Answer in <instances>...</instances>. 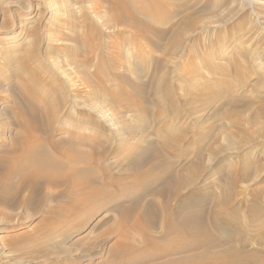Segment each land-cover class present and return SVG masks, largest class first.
Masks as SVG:
<instances>
[{
    "label": "bare ground",
    "instance_id": "6f19581e",
    "mask_svg": "<svg viewBox=\"0 0 264 264\" xmlns=\"http://www.w3.org/2000/svg\"><path fill=\"white\" fill-rule=\"evenodd\" d=\"M88 2L91 4L90 6L95 7L93 12L100 20L101 17L96 9L101 7L108 9L113 20L104 26L108 30L118 28V31L107 35L87 16L83 25V33L72 30L75 32L70 40L74 41L75 45H78L77 47L80 46L81 40L82 44L80 51L70 52V64L74 66L75 74L84 89L75 87L71 90L69 85L58 77H51L46 73V75H39L28 64L30 72L35 73L41 82L48 83L53 94L50 93L49 96L45 90V93L41 92L42 88H40V91L34 95L36 96L34 99L26 92L28 87L20 80L23 77L18 71L16 76L21 81L19 86L18 80L16 82L15 90L18 91V100L16 102L14 96L9 97L8 100L13 105L10 108L11 113L6 110L1 113L3 120L9 121L13 118L17 122L15 124L13 122L6 123L0 130V135H2L11 126L9 132L13 133V137L8 140L9 146L4 145L0 152V206H7L10 199H13V202L17 200L14 207L24 208L28 214H32L31 217L28 216L30 219L39 213L43 217V220L34 226L33 234L14 235L7 240L8 236L7 241L5 240V245L11 246L14 248H12L13 250L21 253L23 258H17L16 262L40 264L45 260H53V264H64V261L73 256L72 250L67 246L70 234L82 231L86 221L92 215L99 214L104 210L106 215L94 226L96 235L93 237L87 235L77 242L84 244L82 250L90 256L95 255L94 253H97L98 249L111 243L107 258L98 261L97 264H264V226L249 227L247 221L250 223L252 221L243 212V208L249 212L252 211L253 208H249L251 205L248 206V201L258 200L263 194L257 185L261 184L258 183L261 179L264 180V164L256 174H253L252 168L245 167L247 164L244 165L241 156L237 160L233 158L234 156H228L241 152L248 145L260 142V135L264 134V129H257L253 133L245 130L243 117L236 116L234 118L235 111H230V109L219 112L217 111L218 105L215 106L216 111L210 115L208 120L200 122L197 113L205 112V107L208 106L204 105V108H194L193 110V107L188 106L187 108L186 100L181 98L177 88L169 83L173 71L174 74L178 72L179 75L182 74L179 67L170 71L169 63L173 61L182 64L188 62L190 63L189 69H191L189 71L192 72H186L183 75L185 82L188 83L183 89L187 96L204 97L205 92L211 91L209 95L214 98L218 89L232 91L233 88L229 81H225V83L214 81L215 83H213L212 79L206 80L202 85L203 88H196L193 85L190 87L193 81L191 75L200 73L193 63L198 60L210 76L213 75V72L218 75L224 71L227 75L228 71L233 73L232 67H228V70L223 67L218 68L217 66L220 65L205 68L209 61L223 58L222 61L225 62L227 58L220 54L222 52H217L224 46L221 41L209 42L208 48L206 40L202 36H196L197 30L201 27V24L199 25L200 18L210 14L211 9L214 8L208 6L194 11L188 8L189 2L186 0H89ZM196 2L199 3L200 0H196ZM218 2L209 0L208 4L214 7ZM81 7L84 8L83 5ZM217 9L219 8L217 7ZM69 24L75 26V19L72 18ZM69 24L67 23L68 26H70ZM144 42H148L150 48L146 49ZM36 44L33 53L34 55L38 53L39 59L40 51L39 48H36L39 45L36 46ZM200 45L202 49L199 48ZM127 47H132V49L126 50ZM204 47L207 48L204 49ZM247 53L245 50L240 51L241 57H248ZM234 59L231 58L227 61L230 62ZM246 60L243 58L235 60L239 82L246 74V69L241 68L246 65ZM145 63L149 65H145ZM259 63H263L262 60ZM127 64L134 68H131L130 65L128 68ZM123 65L127 66L128 71L126 69V73H119L118 70ZM129 69H132V72ZM150 69L153 72L162 70L154 78L152 84L155 91L159 92H156L158 96V105L156 104L155 107L157 108V122L161 123L164 120L161 118L164 110L161 108L164 103L161 100L163 96H159L163 88H165L167 99L170 102L169 109L173 116L172 118L171 115H168V121L166 119V124L164 123L165 125L160 127L161 141L153 142L155 145L147 141L148 135L152 137L150 134L152 132L149 131L151 128L147 130L148 126L138 121L130 123L124 114L145 106L144 102H141L144 85L137 82L138 85L140 84L139 86H132L134 80H130L129 75L138 76L140 81V77L148 74ZM210 69L212 73H210ZM250 72H247L249 77L252 76ZM34 76L33 74L28 75L26 80H31L30 83H32ZM259 77L264 80V75H259ZM247 86L246 82L243 88H247ZM123 87L131 91L132 96H135L140 105H132L133 101L132 103L128 101L130 99L127 98L125 101L121 98ZM174 93L181 102L175 99ZM108 97L113 104L122 105V102L127 104L126 108L118 110L119 114L116 112L117 109L115 110V105L112 106L113 117L110 119L102 115L105 110L103 104L106 103ZM37 99L38 105L37 102L35 103ZM217 101L218 104L223 102L222 100ZM238 102L229 101L228 107L237 106ZM80 103L83 106L79 105ZM75 105L81 106L85 110L75 109ZM212 106L210 105V107ZM69 107H71V111H69ZM62 108L67 109L69 113L62 111ZM182 112L188 114L187 116L191 119L193 118L191 115H194V118L199 121L195 120V123H192L193 120H189L194 124L193 127L182 126L183 131L179 134L177 129L174 130L173 123H178L181 118H188ZM225 119L229 120L227 129L229 131L225 138L227 147L220 143L214 125V123L222 122ZM92 122L98 123L99 127L101 124L113 123L114 130L109 129L111 131L109 135L118 142L117 147H112V142L105 139L106 131L104 129L99 132L80 128L86 124L91 125L89 123ZM68 125L71 126L70 130L66 129ZM204 126L207 131L206 135L202 134V130L199 129ZM231 129H235L236 132ZM87 132L88 134L91 132L93 136L88 135ZM157 134L159 135L158 132ZM189 137L191 138L189 139ZM198 137H200L199 140H197ZM137 140H140L139 143L136 142ZM188 140L190 142L187 143ZM233 140L236 142L235 145H233ZM205 141L209 143L206 150L209 152V158L206 163L202 149L205 146ZM186 144L196 146L195 149L193 148V155L191 154L192 156L187 159L184 157L186 155L182 153V147ZM139 148H145L144 156H140V161L136 160L138 162L131 164L129 169H126L127 167L123 169V162L131 159L125 158L124 155ZM115 151H120L118 155L121 156L117 155L116 163H113L112 166L111 163L106 162V158ZM185 152H190V150H185ZM226 154L227 157H223ZM220 163H224V170L220 169V172L216 173L217 177L212 180L216 187H220V193L211 197L212 202L216 205L211 215L218 227L224 226L225 222L222 219L232 216L230 219L228 218L230 225H227L225 229L229 228L233 235L239 234L237 237L240 240L233 236L234 239L228 240V243L227 239L223 241L213 235L214 231L211 233L209 230L208 221L210 219H206V213L209 211L205 210L204 213L190 211L188 214L184 213L185 215H182L181 211L176 218L169 215L171 206L175 207L176 201L181 200L184 193L203 185L201 180L211 165L215 164L216 168ZM115 165H119L117 171L120 172V177H117L115 170L113 171ZM139 172L145 174L143 176L145 179L150 174H154V178L141 181L139 178L141 174H135L132 177V173ZM137 183L147 186L146 193L150 195L152 201L148 199L149 197L146 198L147 196L146 199L144 198L143 195L146 193L138 197L139 195L133 191H124L127 185H134L135 191H137V187H135ZM221 185L224 188H221ZM250 185L253 188L249 189L248 196H245L248 200L244 201L243 192L248 190ZM145 189L143 188V191ZM207 200L208 198H206ZM52 202L55 205L49 207ZM256 203L258 204V202ZM42 211L46 212L41 213ZM87 211L90 213L85 214ZM107 214H110V217H107ZM0 218L2 219L0 221L1 231L7 227L13 228L14 225L19 226L18 224L25 223L22 219L12 221L11 217L4 216L1 210ZM259 222L261 224V221ZM246 227L249 228V232L246 230L247 233H244ZM233 237L231 236V238ZM148 249H153L156 253L146 254L145 251Z\"/></svg>",
    "mask_w": 264,
    "mask_h": 264
},
{
    "label": "rangeland",
    "instance_id": "374dc122",
    "mask_svg": "<svg viewBox=\"0 0 264 264\" xmlns=\"http://www.w3.org/2000/svg\"><path fill=\"white\" fill-rule=\"evenodd\" d=\"M88 1L89 0H74V1L73 0H0V130L3 128V126L6 125V123L10 124V122H13V124H15L17 122V120H15L13 118L9 121L3 120V116L1 115V113L2 112L4 113L5 110H6V112L11 113L10 108L13 105L11 104V101L8 100L9 97L14 96L15 101L17 102L18 91L15 90L17 87L16 86L17 83L19 86V84H21V81H23L28 87L27 88L28 90L26 89L27 90L26 92H28L29 95L33 96L34 99H36V96H34V95L38 91H40L39 90L40 88H42L41 92L43 91V93H45V91H46V93L49 96L51 94H53L50 91L51 87H49L48 83L41 82V80L38 79V77L35 73L30 72V70L28 69V64L34 70H36L39 75H42V74L48 75L49 74L48 76L58 77L60 80L64 81L66 84H68L69 88L71 90L75 87L76 88L82 87L81 89H84V87L80 83V79H78L77 75L75 74L74 66H71V64H70V55H71L70 52L73 53V50H79L80 51L81 50V44H82V40H81L80 46L77 47L78 45H75L74 41L70 40V37L72 38L73 33L75 32L72 30L74 29L80 33H83L84 32V26L83 25L85 24V17L87 16L89 18V20L92 19V21H94V23H96V26L102 28V31L104 33H106L107 35L108 34L109 35L114 34L115 32L118 31V28L116 30L115 29H112V30L109 29L108 30L104 26V24H106L107 22H112V20H113V16L109 12V10L105 9L103 7L96 9L98 11L99 16L101 17V20H100L99 17H97L95 15V13L93 12L95 7L90 6L91 4ZM186 1L189 2L188 8L192 9L194 11H197L198 9L201 10V8L203 9V7L205 8L208 6L216 9V10L211 9L212 12H210V14L204 15L200 18L199 25L201 24L200 25L201 27H200V29L197 30L196 36L197 35H198L197 37L202 36L204 38V40H206V44H207L208 48L210 46L209 45L210 43H215L216 41H219V42L221 41L224 46L222 48H219L218 50L217 49L216 50L218 53L222 52L220 54H223L224 57H227V58H226L225 62L222 61L223 58H221V60L209 61L210 63L208 62V64L205 65V68H208V66L210 67L212 65H214V66L220 65L217 67L218 68L223 67L224 69L227 68V70H228V67L229 68L232 67L231 70L233 71V73L228 71V75H227L226 71L222 72L221 74L219 73V75H218V73H216V74L214 72L212 73V70L210 69L209 70L210 73L213 74L212 76H210L206 73L207 71L202 67V63L198 60V61L193 62V63H194V66H196L200 70V73H199V75L197 73H193L191 75L193 81H192L190 87L193 85V87L201 88L203 83L206 80L212 79L211 81L213 83H215L214 81H221L223 83H225V81L226 82L229 81L230 84L232 85L233 89H232V91H229V90L221 91L220 89H218L216 92V96L214 98H212V96L209 95L211 91L205 92L206 95L204 97L198 96V98H197L196 96H193V97L187 96L186 93L183 91V89L186 87V85L188 83H187V81L185 82L183 75L186 72L187 73L192 72V71H189L191 69H189L190 63H188V62H184V64H182L181 62L178 63L177 61H173V62L169 63L170 71H173L175 68L179 67L178 69H180V72H182V74L179 75V72L174 74V71H173L172 76H170L171 80H169V83H171L173 86H175V88H177L179 96H181V98L186 100L185 102L188 103V105L186 106L187 108H188V106H190V108L193 107L192 108V110H193L194 108L195 109L204 108L203 107L204 105L208 106V107H205V112L197 113V114H199L198 116L200 117L199 118L200 122H204V121L208 120V118H210V115L212 113H215V111H216L215 106L218 105L217 111H219V112H222L224 109L225 110L230 109V111L231 110L235 111L236 115H234V118L236 116L243 117L245 120V122L243 123V127L245 128V130H248V131L253 133V131H256L257 129L258 130H260L262 128L264 129V80L260 79V77H259V75H261V76L264 75V0H220L219 2L217 0L218 3L216 5L214 4L216 6V8H215V6L213 7V6H211V4L210 5L208 4L209 0H200L199 3L196 2V0H186ZM69 2H72V3H69ZM76 2L77 3L79 2V3L77 4ZM219 4L221 5V7ZM81 5H83L84 8H82ZM217 7L219 9H217ZM88 8H90V9H88ZM213 12H215V13H213ZM72 18H74L76 21L75 26H73L72 24H69V22ZM66 22L70 26H68ZM176 22H178V21H176ZM168 27H170V26H168ZM241 27H242V29H241ZM120 29H121V27H120ZM35 31H36V34L37 33L39 34V35L37 34L39 37L36 34H34ZM219 39H221V40H219ZM35 44H36V46L39 45L36 48H39V51H40L39 59L40 60L38 59V53L35 55L33 53L35 50ZM190 45H191V43H190ZM144 47L146 49L150 48L149 43L144 42ZM201 47L202 46L200 45L199 48L202 49ZM207 47H204V49H206ZM133 48H135V47H133ZM30 49H32L33 51ZM51 49H53V50H51ZM58 49H59V51H58ZM130 49H132V47L126 48V50H130ZM242 50H245L248 52L247 53L248 57H241L240 51H242ZM256 52H259V53H256ZM257 54H260V55H257ZM157 55H160V53H157ZM231 58H235V59L233 61L228 62L227 60L231 59ZM242 58H243V60L247 59L248 61L246 60V63H245L246 65H243L241 67L244 70L246 69V74H245V77L242 79V81L239 82L237 79V75H236L235 60L238 61V59L241 60ZM80 60H82V59H80ZM261 60L263 63H259V61H261ZM219 62H220V64H219ZM146 64L149 65L148 63H145V65ZM129 65H128V68H130V67L134 68L131 65L129 67ZM42 66L44 69L41 68ZM126 67L127 66H125V65L121 66V68H119L118 72L119 73H126V69L128 71V68H126ZM131 70L129 69L130 72H132ZM18 71H19V73H21V75L23 77L20 79L21 81L16 76L18 74ZM161 71L162 70L159 69V70H155L153 72L152 69H150L148 74L142 75L140 77V81H139L138 76L132 75V74H130L131 75L130 76L129 72H128L130 80H132V81L134 80V82H133L134 85H132V86H134V87L139 86L140 84L138 85L137 82L142 83L144 85L143 94H142L143 100L141 102H144L145 106L144 107L142 106V108L140 107L138 109H135L136 111H132V112L127 111V113H124V114H125L126 120L130 121V123H136L138 121V122H141L142 124H145L146 126H148L147 130H149L151 128L149 131L152 132V133H150V134H152V137H151V135L147 136L148 137L147 141L150 143L151 142L156 143V142L161 141L160 138L162 135H161V131H159V129H160V127H162L166 124V119L169 118V116L171 115V111L169 109L170 102L167 99L165 88H163L162 91L160 92L159 96H161V97L163 96L161 98V100H162V103L163 102L164 103H163L161 108H162V110L163 109L164 110L162 111L161 118L164 120L161 123L157 122V112H156L157 108H155V107L158 105V100H157L158 96L156 94V92H158V91H155V88L152 87V84L154 82V78H156L157 75H159V72H161ZM250 71H252V72H250ZM247 72L252 73L251 74L252 76L249 77ZM24 74H25V76H24ZM32 74H33V76L35 74V76H34L35 82L32 79L33 82L30 83L31 80L30 81L26 80V78L28 77V75H32ZM152 76H153V78H152ZM176 77H178L179 80ZM17 80H18V82H17ZM246 82L248 83V86H247V88H243V85ZM242 83H243V85H242ZM29 84H31V85H29ZM75 84L78 86H76ZM234 84H235V86H234ZM121 91H122V94H121L122 97L121 98L123 100L126 101L127 98L130 99L128 101L130 103H132V101H133L134 104L132 103V105H138L140 103V102L137 103L138 101L136 100L135 96H132L131 91L126 90L124 87L121 89ZM174 97L178 102H181L179 97L177 95L175 96V93H174ZM217 97H218V99H217ZM7 100H8V102H7ZM166 100H167V102H166ZM217 100H222L223 102L218 104ZM229 101H239V102L237 103V106L228 107ZM26 102H28V100H26ZM36 102L38 105V99L35 101V103ZM78 102H80V101H78ZM154 102H155V104H154ZM81 103L79 105L83 106V104H81ZM103 105L105 106L104 107L105 110L103 111L102 115L104 117L107 116V119H110L113 117V115H112L113 112L111 111L112 106L115 105V110L117 109L116 112L118 113V110L121 111L122 109L126 108L127 104L123 103V102H122V105H120V104L118 105L117 103L113 104L111 99L108 97L106 99V103ZM210 105L211 106L213 105V106L210 107ZM81 106L75 105L74 108L78 109V110H85V108H81ZM186 107H185V109H186ZM70 108L71 107L68 108L69 111H71ZM62 111L68 112L67 109H65V108H62ZM182 113H184V112H182ZM184 115L187 116L188 114L186 115L184 113ZM191 116H193V118H194V115H191ZM218 116L220 117L221 115H218ZM95 117H97V116H95ZM171 117L173 118L172 115H171ZM184 118H186V117H184ZM184 118H181V120H179L178 123H173L174 130L177 129V132L179 134L181 133V131H183V129H182L183 127H185V126L188 127V125H189V127H193L194 124H192V123L193 122L195 123V120L199 121L195 118L194 119L193 118L191 119L189 117L187 119H184ZM97 119H100V118L97 117ZM103 119H105V118H103ZM115 119H118V118L115 117ZM189 120L190 121L193 120L192 123ZM167 121H168V119H167ZM69 123L71 124L70 121H69ZM89 124H91V125L86 124L80 128H85V129L88 128L91 131L97 130L99 132H102L104 129L106 131V133H105L106 138L105 139L107 141L112 142V144H111L112 147H115V146L117 147L118 142H116V140L114 138L112 139V137L109 135L111 133L110 130H112V129L114 130V128H113L114 124L113 123H109V124L106 123L105 125L103 124L104 128H103L102 124L99 127V125H97L98 123H95V122H92ZM214 125L216 126L215 130H216V133L218 134V136L220 138V143H222L223 145H226L224 147H227V142L225 141V138L227 136V132L229 131V130H227L229 127V120L225 119L222 122L218 121V122L214 123ZM178 126H180V127H178ZM70 127L71 126L68 125L66 127V129L70 130ZM76 127L79 128L78 126H76ZM199 129L202 130L201 131L202 134L206 135L205 133H207V131H206L205 126L199 128ZM10 130H11V126L7 129L6 132H4V134L2 133V135H0V152H2V147L4 145L9 146L8 140H10L9 138L13 137L12 136L13 133L9 132ZM231 130L236 132L235 129H231ZM157 132L159 133V135L157 134ZM87 134H88V132H87ZM90 134H91V132L88 135H90ZM63 135H64V133H63ZM91 136H93V135L91 134ZM190 138L191 137H189V139ZM199 139H200V137H198L197 140H199ZM139 141L140 140H137L136 142L139 143ZM188 142H190V141L188 140L187 143ZM233 142H234L233 145H235L236 142L234 140H233ZM138 143H137V145H138ZM208 144L209 143L205 141L204 142L205 146L202 148L204 155H205L204 156V162L205 163H206L207 159L209 158L208 157L209 152L206 151L208 149ZM193 145L194 144H192V145L186 144L185 145L186 148H185V146L182 147V149H183L182 153L184 155H186V156H184L185 159H187L189 156L193 155L192 154V153H194L193 148L194 149L196 148V146L195 145L193 146ZM185 150L186 151L190 150V152L186 153ZM144 151H145V148H143V149L139 148L138 150H134L130 154L126 153V155H124V157L125 158L129 157L131 159L127 160V161L125 160V162H123L124 164H122V168L125 169L127 167L126 169H129L131 164L132 165L136 164L134 162H138L136 160H139L140 156L141 157L144 156V153H143ZM118 152H120V151H118ZM118 152L115 151V153H117V154L110 153L108 155V157L106 158V162L111 163V165L113 163L115 164L118 156H121V155H118L119 154ZM232 153H234V152H232ZM228 156H234L233 158H235L236 160L238 159L239 156H241L242 157L241 159L243 160L242 162H244V165H246V164L248 165V166L246 165L245 167L247 169L252 168L251 169L252 173L254 172L253 174H256L260 170L261 165L264 164V134L260 135V142L255 143L253 145L252 144L248 145L241 152L234 153L232 155L229 154ZM223 157H227V154L224 155ZM236 160H233V161H236ZM131 162H133V163H131ZM117 166H119V165H117ZM117 166L113 169V171L115 170L114 172L116 173L117 177L118 176L120 177L121 174L119 171H117V169L119 168ZM223 166H224V163H220L219 167L217 166L216 168H215V164L211 165L210 169L208 171H206V173H204V177L202 178L203 182L201 180V183L203 185L202 186L199 185L198 187H196V189L184 193L182 196V199L176 201L175 207L171 206L172 210L171 209L170 210L172 212L169 210V215H170V217L176 218L177 214L180 213L181 211L183 212V213H181L182 215L188 214L190 211L191 212H198L199 211V212H203V213L205 212V210L207 212L209 211L210 213L209 212L206 213V219H210V221H208L209 230L211 231V233H213V231L215 232L213 234L215 237H217L223 241H226L225 239H227L226 242L228 243V240L230 241V239H234L233 236H235V238L239 237V234L233 235V232L229 228L225 229L227 227V225H230L229 219L232 216L230 214L226 213L230 216L225 217L224 220L222 219V221L225 222L223 227H218L215 223V220L213 219V216L211 215L212 212L214 211L215 207H216V205L212 202L211 197L220 193V189H219L220 187L219 188L216 187L214 185V182L212 183V180H214L213 179L214 177H217L216 173L220 172V169H223ZM135 174H141L139 176V178H141V181H144V180H147L150 178H154V174H150V176L146 177V179H145V177H143L145 174L141 173V172L132 173V177L135 176ZM263 177H264V174H263ZM155 180H156V178H155ZM225 181H226V179L224 180V182ZM138 183L135 186V187H137V191H135L136 189L134 188V185L133 186L127 185L126 188L124 189V191L125 190L126 191H133V193H137V195H139L138 197H141L142 196L141 194L146 193L145 188L147 186L142 185V183H140L141 185ZM258 183H261L257 186L259 187V189L262 191L263 194H261V197L258 200L254 199V201H251V200H250V202L248 201V203H249L248 206L251 205V206H249V208L250 209L253 208L252 209L253 212L251 210L249 212L247 209L243 208L244 209L243 212H245L246 215L250 218V221H252L251 223L249 221H247V224L250 225L249 227H255V228L260 227V225L264 226L263 225V223H264V200H263L264 199V191H263L264 180L261 179L260 182H258ZM129 188H131V189H129ZM143 188L145 189L144 191H143ZM154 188H155V186H154ZM221 188H224V187L222 186ZM251 188H253V187H251V185H250V187L247 188L248 190L243 192V198L245 196H248L247 194L249 192V189H251ZM139 190H142V191H139ZM146 194L143 195L144 198L147 196L146 198L149 197L148 199H150V195H148V194L146 195ZM206 198H208L207 201H206ZM245 198H244V201L248 200L247 198L246 199ZM203 199H204V201H203ZM209 199H211L210 200L211 202L209 201ZM150 200L152 201V198ZM16 202H17V200H15L13 202V199H10L7 206H0V210L4 213V216L11 217L12 221H18V220L22 219V221L25 222L24 224H18L19 226L14 225L13 228L7 227L6 229H4L2 231L0 230V264H17V263L22 264L20 262H16L17 258H23L21 253L17 252L16 250H13L14 249L13 247L5 245V240L7 239L8 236L9 237L7 240H9V238L11 239L14 235H19V234L20 235H31V234H33V231H34L33 228H35L34 226L36 224H39L43 220V217L40 213L30 219L29 217H31L32 214H30V213L28 214L26 212V210L22 207H18V208L14 207V204ZM256 202H258V204ZM239 203H240V200L238 201V204ZM212 204H213V206H212ZM54 205H55V203L52 202L51 205H49V207H53ZM207 209H209V210H207ZM45 212L46 211H42L41 213H45ZM87 213H90V211H87L85 214H87ZM94 215H92L90 217V219L88 221H86L87 225L85 224V226H84L85 228H83L82 231H79L77 233L75 232L74 234L73 233L70 234V237L67 240V246L69 249L72 250V252H73L72 255L73 256L75 255V256L74 257L71 256L69 258L70 261H68L69 259L64 261L63 262L64 264H97L98 261L100 262V261H103L107 258V253H108V250H109L111 243H108V245H105L104 248L98 249L97 253H94L95 255H91V256L87 255V253L85 251L83 252L82 248H84V244L77 243L78 241L81 240V238H83L87 235H90L91 237L96 235V233L94 231V229H95L94 226H95V224H97V222L102 220V217L104 215H106V211L103 210V211H100L99 214H94ZM107 217H110V214L109 215L107 214ZM1 220L2 219L0 218V221ZM258 221H261V224H260V222L258 223ZM256 223H258V224H256ZM252 224H254V225H252ZM218 229H221L223 233L220 232L221 230L218 231ZM228 229H229V231H228ZM246 230H248V232H249L248 227L245 228L244 233H247ZM244 233L242 232L243 235H244ZM231 236L233 238H231ZM238 239L240 240V238H238ZM59 240H61V239H59ZM145 253L146 254H148V253L154 254V253H156V251H154L153 249H148L145 251ZM76 259H77V261H76ZM53 263H54L53 260H47V261L45 260L40 264H53ZM23 264H31V263L24 262ZM134 264H136V263H134Z\"/></svg>",
    "mask_w": 264,
    "mask_h": 264
}]
</instances>
